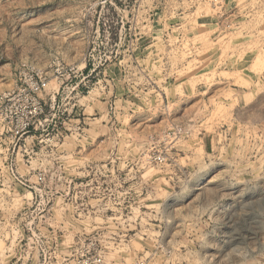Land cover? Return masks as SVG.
Instances as JSON below:
<instances>
[{"label":"rangeland","instance_id":"1","mask_svg":"<svg viewBox=\"0 0 264 264\" xmlns=\"http://www.w3.org/2000/svg\"><path fill=\"white\" fill-rule=\"evenodd\" d=\"M0 264H264V0H0Z\"/></svg>","mask_w":264,"mask_h":264},{"label":"built area","instance_id":"2","mask_svg":"<svg viewBox=\"0 0 264 264\" xmlns=\"http://www.w3.org/2000/svg\"><path fill=\"white\" fill-rule=\"evenodd\" d=\"M45 86L44 80L32 74L27 80L19 79L15 86L1 91L0 126L23 133L35 116L42 112L39 94Z\"/></svg>","mask_w":264,"mask_h":264}]
</instances>
